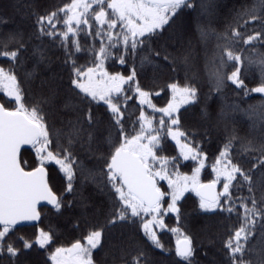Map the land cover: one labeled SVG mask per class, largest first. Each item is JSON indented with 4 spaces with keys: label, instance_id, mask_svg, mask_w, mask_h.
<instances>
[{
    "label": "snow or ice",
    "instance_id": "1",
    "mask_svg": "<svg viewBox=\"0 0 264 264\" xmlns=\"http://www.w3.org/2000/svg\"><path fill=\"white\" fill-rule=\"evenodd\" d=\"M182 15L185 28L166 37ZM22 16L30 31L8 27L11 18L0 14V264H20L33 249L46 253L45 264H153L152 250L172 264H197L186 193L196 197L197 215L233 221L221 264H264V0L234 9L222 27L216 0H62L44 10L29 0ZM198 46L209 90L199 127L189 131L182 109L201 104ZM149 67L156 91L142 83ZM164 71L176 75L157 84ZM252 71L258 79H249ZM229 91L240 103L228 102ZM162 92L167 102L157 106ZM253 94L260 102L241 107ZM235 112L259 136L239 135ZM213 121L224 135L209 153ZM169 141L175 155L165 154ZM88 185L104 197L99 205L83 195ZM73 207L81 209L79 235L58 243L55 229L40 225L46 213ZM164 231L174 250L162 243Z\"/></svg>",
    "mask_w": 264,
    "mask_h": 264
},
{
    "label": "trees",
    "instance_id": "2",
    "mask_svg": "<svg viewBox=\"0 0 264 264\" xmlns=\"http://www.w3.org/2000/svg\"><path fill=\"white\" fill-rule=\"evenodd\" d=\"M228 1H230V0H228ZM228 1L227 0H222L223 4H221L219 6L221 8H222V6L224 7V5ZM61 2H62V0H48V2L45 3V4L43 2L42 3H39L37 1L35 3L39 6V8L41 10H44V9H51L54 6H58ZM236 2H239V0H237ZM246 2H250V0H241L239 3L240 4H244ZM218 3L219 2H217V5H218ZM219 9L220 8H218V6H217V11H219ZM19 13H20V15H22L23 11L20 10ZM231 13L232 12L230 11V12H227L225 14V16H224V18H225L224 20L225 21H227V20L230 19V14ZM21 18H22L21 20L23 21V24L25 25L26 30L27 31H30L31 30V19L28 18V17H25V16H21ZM225 21H221V22L224 23ZM176 22L179 25L176 27L175 31H174L173 26L171 28H169L168 31H167V33L165 34L166 37L171 38V37H174V36H178V34H179L180 31H176V30L178 29L179 26H183L184 24H186V22H188V17L182 15L181 17H179L176 20ZM9 25H10V22H9ZM9 25H8V27H9ZM0 29L3 30L2 27H0ZM173 32L175 33V35L173 34ZM34 43H38V42L34 41ZM198 51H199V49H198ZM197 59H198L197 61H203V56L202 55L201 56H198ZM58 64H59V62H56V64L53 65V68H52L53 71H57L55 69L58 68ZM193 71H195L194 67H193ZM151 72H152V70H151L150 67L148 69H146V73H148L150 77H151ZM195 72H197V70ZM146 73H145V75H146ZM197 74H198V81L197 82L199 84V87H200V90H201V96H202V98H201V104L198 105L195 108L188 109V111H186V112L182 110V117L185 116V114H191L192 113L191 115L194 118L193 121H192L193 124H199V110H200L201 107L204 106V101L202 99L205 98V95L208 93V90H209L208 89V85H207V80H205V78H203V75H202L203 73L202 74L200 73L201 74L200 75L197 72ZM175 75H176L175 73H171L170 71H164V72H162L160 74L157 82H158V84H166L168 82L169 77H174ZM179 75H180V78L182 79L183 78V76H182L183 75V72L181 71ZM253 76H255L257 79L259 78L258 77V74L255 71H252V72L249 73V79H251ZM142 83L145 85V87L152 88L153 91L158 90L157 88L153 87V85L150 83V81L145 82L143 80ZM234 95H235V93H233L231 91L227 92V98H228V102L229 103L236 96V95L235 96ZM259 97L260 96L258 94H253V98H259ZM156 98H158V97H156ZM220 104H221V101H220L219 98H215V99H213V100H211L209 102V105H210L213 113H215L216 111L219 110ZM186 116H185V123L187 121V117ZM233 118H234L235 122H237L238 118H237V116L235 117V114L234 113H233ZM241 120H242V116H241ZM249 124H250V121L247 118V121H245V119H244L243 126L242 127H238V126L235 125L236 128L238 127V130H236L237 133L239 135H241V136H259V134H260L259 131H257V130H251L249 128ZM231 127H233V125L232 124H229V128H231ZM194 129H197V127L195 126L194 128H192V130H194ZM199 130L200 131H203L202 128H199ZM223 135H224V130H222V129H218V130H216L215 132H213L211 134V137L209 138L208 142H206V144H205V148L209 151V153H213L215 151V149H217V147L219 146V144L223 140ZM165 147H166L165 154H167V155H175L176 154V152H175V145L173 144V142L169 141ZM55 168H57V166L54 165V164H52V165L49 166V171L51 169H55ZM190 168H191V164H189V167H188V171L189 172H190ZM204 175L205 174H203V176H202L203 179H204ZM50 178H51V175H50ZM53 183H55V182H53ZM54 187L56 188L57 191H61L62 190V185L61 184H56V185H54ZM93 193L96 194V196H98L99 198H101V201L104 200V197L102 195H100L98 192H96L91 185H88L87 187H85V189L83 191V195L86 198L88 197V195L90 197L91 194H93ZM187 197H188V199L184 200V202H183V206H184L183 207V212H184V214H185L186 217L187 216L190 217L191 220L195 222V226H197V224H201V226L203 227L206 224V221H205V218L204 217H207L212 222L213 225H215L217 223H222V226L224 227V229H225L226 225H228V224H230V223L233 222V221H229V220L226 219V214L225 215H212V214H199V215H197L196 198L192 194L191 195H187ZM72 210H76L77 211V212H75L77 214L76 217L78 216V214H80V211H81L79 207H73V208L67 209V211H72ZM68 215H70V214L68 213ZM51 216H53V214ZM54 216H56V215L54 214ZM76 217H75V220H76ZM191 220H190V223H191ZM74 222H77V220L74 221ZM190 223H189V230L192 233L193 228L191 227V229H190V226H191ZM71 228H72L71 229L72 232H74V233L76 232L77 233L75 236H78L79 235V229L77 227H75V229H74L73 228V225H72ZM32 229L29 228L27 230H21V232L23 234H25V235H29L30 236L31 235V232L33 231ZM161 235H162V237H164V241H165L164 242V245H165V248L166 249H173L174 250V239L172 238L173 235L170 234V237H169L166 234V232L160 233V236ZM218 235H220V234H217V233L214 234L213 233V235L211 234L210 236L205 237V235L203 234L204 237H203V239H201V242H198L196 240L197 241V245H198V251H197V254H196V262H197V264H205L202 261L203 253H204L203 249L208 250L211 253V247H209L208 245H206V243H203L202 240H204V238H207L208 240L209 239H214V238L218 239V237H219ZM199 238H202L201 237V234L199 235ZM39 251H41V250L38 249V252ZM107 251H108V249L106 247L104 250H102V251H100V252L97 253V255L101 257L100 258L101 260H103V258H105V253ZM29 252H32V250L29 251ZM31 254H34V252H32ZM151 254H152V256L156 260V261H153V264H172L173 256H166L163 253H160L159 250H152V253ZM34 255H38V254H34ZM218 257H220V254L218 255ZM42 258H43V256H42ZM108 259L110 260L111 259V256H109ZM220 262H222V257H221ZM36 263H39V260L33 259L31 256L30 257L26 256L25 257V260L23 262V264H36Z\"/></svg>",
    "mask_w": 264,
    "mask_h": 264
},
{
    "label": "rangeland",
    "instance_id": "3",
    "mask_svg": "<svg viewBox=\"0 0 264 264\" xmlns=\"http://www.w3.org/2000/svg\"><path fill=\"white\" fill-rule=\"evenodd\" d=\"M36 1L39 2V3L43 2L44 4L48 2V0H35V2ZM236 1L237 0H230L224 5V7L222 6V8H221L219 5L223 4L222 0H216V3L219 2L217 6L220 9L217 12H218V17H219V21H220V26L221 27L223 26V24L225 22H227V21L224 20L225 19L224 18L225 14L227 12H230V11L233 12L234 9H238V8H240L241 5H243V4L239 3L241 0H239V2H236ZM28 2H29V0H0V14H3L4 16H7V17H11L10 25H9L10 28L20 27V28L25 29V31H27L26 28H25V25L23 24V21L21 20L22 19L21 18L22 15H20V13L15 10L13 5L14 4H19L20 10L23 11L24 10V4H26ZM221 21H225V22L223 23ZM186 24H187V22H186ZM186 24H184L183 26H179L176 31H180L181 32L185 28ZM178 25L179 24L177 22H175L173 24L174 31H175V29H176V27ZM3 30H5V29H3ZM173 34L175 35L174 32H173ZM209 47H211V45H209ZM198 49H199V46H198ZM198 49H197V52H198L197 58H198V56L202 55V54H199ZM197 60L198 59H196L195 60L196 62H194V69H195V71L197 70V72L199 74L200 73L202 74L203 73V61H197ZM55 70H58V68H56ZM115 70H122V69H120L119 66H116ZM202 75H203V78H205V80H206V77H205L204 73ZM143 80L145 82L150 81V83L153 85V83L151 81V78H150L148 73H146L145 78L142 79V82H143ZM157 84H158V82H157ZM241 97H242V94H241ZM201 98H202V96H201ZM202 100L204 101V99H202ZM240 100H241V98H238L237 96H235L234 99L231 102L235 101L236 103H240ZM260 100H261V97L252 98V99H246L241 104V107L245 108L249 104H257V103L260 102ZM166 102H167V94H166V92L161 93V95L158 98L154 99V103H156L157 106H162ZM209 102L210 101H208V104H209ZM191 114H185V116L187 115L186 116L187 117L186 123H185V116L182 117V127H184L185 129H188L189 131H192V128H194L195 126L197 128L199 127V124H193L192 123L194 118H193V116ZM234 114H235V117L237 116V118H238V120H237L235 125L238 126V127H242L244 119H245V121H247L248 117L246 115H244L243 113H240V112H235ZM241 116H242V120H241ZM238 127L236 128V130H238ZM211 129H212V133L215 132L218 129L224 130L223 129V124H221L219 127H217L215 121L212 122ZM173 144H174V142H173ZM23 159L28 160L29 162H31L30 154L23 155ZM181 170L182 171H188V168L187 169H181ZM209 172H210V168L207 169V170H202L201 176H203V174H205L204 175V179L207 180L208 178H210L209 175H208ZM49 175H51L50 179L52 181L53 186L56 185V184H61L62 185V177L59 174L58 168L51 169L49 171ZM53 182H55V183H53ZM185 195L186 196L187 195H191V193H186ZM87 198H89L90 203L93 204V205H99L101 203V198L96 196V194H94V193L91 194L90 197L88 195ZM75 212H77V211L76 210L67 211V209H66L63 212V214L56 215V216L53 215L50 218H48V216L46 214L45 223L40 225V226L45 228V230H47L49 227L54 228L57 237L61 238L60 242L61 243H69V242H71L73 240L74 237H77V236H75L77 233L76 232L74 233L71 230L72 229L71 228L72 225L76 226V223H77V222H74V221H76L75 217L77 215ZM68 213L70 215H68ZM187 218L189 219V223H190L191 218L188 217V216H187ZM204 218H205L206 224L203 227L201 226V224H197V226H195V222L191 220L190 229H191V227L193 228L192 233H193L194 236L196 235L195 238H196V240L198 242H201V239H203V237H204L203 234L205 235V237H208L211 234L213 235V233L214 234L215 233L220 234V235H218L219 236L218 239L214 238V239H209L208 240L207 238H204V240H202L203 243H206V245L211 247V253L208 250L203 249L204 253H203L202 261L205 264H221L220 260H221V257L223 256V253L220 250V248H221L220 241L223 238L225 229L222 226V223H217V224L213 225L212 222L207 217H204ZM167 223L169 224V226L173 225L175 223L174 218L173 219H169L167 221ZM32 230L34 231V229H32ZM164 232H166V234L170 237V234H171L170 232H167V231H164ZM164 232H162V233H164ZM200 234H201L202 238H199ZM160 238H161L162 243L164 244V242H165L164 241V237H162V235H161ZM172 238L174 239V246H175V237H172ZM211 241H214V243L211 242ZM60 242L58 240V243H60ZM32 252H34V254H38V255L31 254ZM32 252H28L24 256L20 257V264H23L26 256H28V257L31 256L33 259L39 260V263H36V264H45L46 253H44L43 250L38 252V249H33ZM219 254H220V257H218ZM42 256H43V258H42ZM100 258L101 257L97 255V259L101 260ZM152 260L156 261L153 256H152Z\"/></svg>",
    "mask_w": 264,
    "mask_h": 264
},
{
    "label": "flooded vegetation",
    "instance_id": "4",
    "mask_svg": "<svg viewBox=\"0 0 264 264\" xmlns=\"http://www.w3.org/2000/svg\"><path fill=\"white\" fill-rule=\"evenodd\" d=\"M27 154H29V152H24L23 153V155H27ZM192 195H194V194H192ZM47 214V216H48V218H50L51 217V215L53 214V213H46ZM46 214H45V216H46ZM54 215V214H53ZM55 215H57V214H55ZM44 216V218H43V221H42V223H41V225L42 224H44L45 223V220H46V217ZM75 225H73V228L75 229ZM29 228H31V227H26V228H23V229H21V230H27V229H29ZM32 229V228H31ZM58 240H59V242L61 241V238L59 237L58 238ZM61 243V242H60ZM174 248H175V246H174Z\"/></svg>",
    "mask_w": 264,
    "mask_h": 264
}]
</instances>
